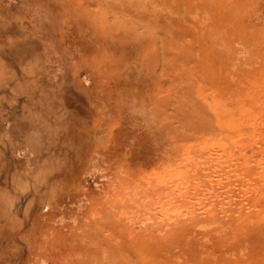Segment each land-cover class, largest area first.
I'll return each instance as SVG.
<instances>
[{
    "label": "rangeland",
    "instance_id": "374dc122",
    "mask_svg": "<svg viewBox=\"0 0 264 264\" xmlns=\"http://www.w3.org/2000/svg\"><path fill=\"white\" fill-rule=\"evenodd\" d=\"M171 2L0 0V264H264V0Z\"/></svg>",
    "mask_w": 264,
    "mask_h": 264
},
{
    "label": "bare ground",
    "instance_id": "6f19581e",
    "mask_svg": "<svg viewBox=\"0 0 264 264\" xmlns=\"http://www.w3.org/2000/svg\"><path fill=\"white\" fill-rule=\"evenodd\" d=\"M90 1V0H89ZM157 1V0H156ZM166 1V0H165ZM164 0L162 1V2H165ZM169 1H171V0H169ZM203 1H208V0H172V2H171V4H173V6H172V8L171 9H169V10H167L168 11V15H166V17L164 18L165 20H174L175 18H177V17H182L181 16V14H182V11H187L186 13L187 14H189V20H190V23L193 25V27L196 29V31H193V30H187V28L186 29H184V30H182V32L181 31H178L179 33H180V36H184V38H185V36H194L195 37V35L196 34H199L200 35V37L201 36H203V38H205L204 37V35L203 34H205V36L207 35H210L208 32V28H209V25L210 26H212V29L214 30H218V29H220L219 27H220V25H219V23H218V21H217V19H218V8L219 7H217V5H216V0H215V4L213 3V5H211L210 3L209 4H205V2H203ZM214 1V0H213ZM218 1H220V2H218L219 3V6L223 3V1L224 0H218ZM161 3L162 4V2H161V0H158V3ZM80 3H81V1H80ZM90 3V2H89ZM119 3V2H118ZM157 3V4H158ZM208 3V2H207ZM79 4V3H78ZM84 4V3H83ZM152 4V3H151ZM154 5H155V2L153 3ZM164 4V3H163ZM162 4V5H163ZM166 4H168V3H166ZM85 5H87V4H85ZM84 5V6H85ZM102 5H104V4H102ZM165 5V4H164ZM158 7H159V5H157ZM168 6V5H167ZM157 7V8H158ZM163 7V6H162ZM150 8V7H149ZM151 8H153V7H151ZM164 8V7H163ZM151 10V9H150ZM149 10V11H150ZM128 11V10H127ZM152 11V10H151ZM150 11V12H151ZM77 12V11H76ZM185 12H184V15H185ZM238 12V11H237ZM237 12H236V14H237ZM104 13V12H103ZM102 13V14H103ZM128 13V12H127ZM80 14V13H79ZM148 14H150V13H148ZM186 14V15H187ZM120 15V14H119ZM123 15H124V13H123ZM125 15H128V14H125ZM107 18V17H106ZM185 18V17H184ZM92 19V18H91ZM102 19V18H101ZM94 21H95V19H94ZM182 21V20H181ZM216 21H217V24L219 25L218 26V28H216V26H213V25H216L215 23H216ZM155 22V21H154ZM161 22V21H160ZM167 22H169V21H167ZM183 22V21H182ZM155 24H157V23H155ZM177 24L179 25V23L177 22L176 23V27H177ZM125 25V24H124ZM147 26H148V24H147ZM122 27V26H121ZM119 28V29H124V27H122V28ZM128 27V26H127ZM130 27V26H129ZM148 27H150V23H149V26ZM214 27V28H213ZM131 28V27H130ZM158 28V27H157ZM161 28H163V27H161ZM164 28H165V26H164ZM152 30H153V28H151ZM165 29H167V28H165ZM214 30V34H215V31ZM2 31V30H1ZM131 31V30H130ZM118 32V31H117ZM120 32V31H119ZM133 32H135V31H133ZM156 32V31H155ZM164 32V34L165 35H170V33L168 34V32L165 30V31H163ZM177 32V33H178ZM115 33V32H114ZM122 33V32H121ZM208 33V34H207ZM116 34V33H115ZM122 34H124V33H122ZM213 34V35H214ZM130 35H133V33L132 34H130ZM137 35V34H136ZM146 35V34H145ZM129 36V35H128ZM134 36H135V34H134ZM147 36V35H146ZM145 36V37H146ZM152 36V35H151ZM172 36H174V34L172 35ZM174 37H176L177 38V35L176 36H174ZM147 38V37H146ZM159 38H162V37H159ZM183 38V39H184ZM202 38V37H201ZM208 39L210 38V37H207ZM186 39V38H185ZM191 39V38H190ZM190 39H189V41H190ZM200 39V38H199ZM172 40H175V38L174 39H172ZM178 40V43H177V45H179L180 43H179V40L180 39H177ZM176 40V41H177ZM181 40H182V38H181ZM192 40V39H191ZM204 40V39H203ZM259 44H261L260 46L261 47H264V39L261 37V36H256V39H255ZM176 41H174V42H176ZM185 41H187V39L185 40ZM201 41V40H200ZM207 41V40H206ZM211 41H213V40H211ZM151 42H152V40H151ZM180 42H182V41H180ZM188 42V41H187ZM202 42V41H201ZM216 42V41H215ZM131 44H133V43H131ZM135 44V43H134ZM182 44V43H181ZM192 44H194V43H192ZM205 44V43H204ZM213 44H215V43H213ZM212 44V45H213ZM143 45V44H142ZM176 45V44H175ZM203 45V44H202ZM210 45V44H209ZM6 46V45H5ZM151 46V45H150ZM180 46V45H179ZM183 46V45H182ZM198 46V45H197ZM163 47H164V45H163ZM177 47V46H176ZM212 47V46H211ZM214 47V46H213ZM149 48V47H148ZM134 49V48H133ZM164 50H166V49H164ZM218 50V49H217ZM148 51V50H147ZM176 51V50H175ZM181 51V50H180ZM1 52H3V51H1ZM165 53H166V51H164ZM211 52V51H210ZM218 52V51H217ZM216 52V53H217ZM221 52V51H220ZM181 53H183V51L181 52ZM197 54V53H196ZM226 54V53H225ZM189 55H190V53H189ZM200 54H198V55H196V56H199ZM191 56H192V53H191ZM190 56V57H191ZM187 57H188V54H187ZM186 56H185V58H187ZM189 58V57H188ZM196 58V57H195ZM202 58V57H201ZM191 59V58H190ZM190 59H185V60H190ZM194 59V58H193ZM192 60V59H191ZM188 61H186L185 62V64L187 63ZM201 62V61H200ZM199 62V63H200ZM190 64H191V61L189 62ZM209 63V62H208ZM207 64V63H206ZM206 64H204L203 65V63H202V65L204 66V68H205V65ZM182 66V65H181ZM228 69V68H227ZM201 70V69H200ZM238 72V71H237ZM238 74H239V72H238ZM205 77V76H204ZM239 77V76H238ZM207 85V84H206ZM258 91V90H257ZM218 92V91H217ZM212 95H213V93H212ZM212 97V96H211ZM213 98V97H212ZM211 98V99H212ZM218 99V98H217ZM25 154H26V157L28 158V160L30 161L31 159H32V157L35 155V149H34V147L33 146H31V145H27V146H25ZM24 151V150H23ZM133 202V201H132ZM164 209L165 210H162V211H164L163 212V217L165 218V220L166 221H172V219H173V217H172V215L171 214H174V212L176 211V210H174V208H173V210H171V208L169 207V206H164ZM157 214V213H156ZM159 214V213H158ZM157 214V215H158ZM121 215H125V212H122L121 213ZM151 216V215H150ZM159 216V215H158ZM155 216H153V218H154ZM177 217V216H176ZM158 218V217H157ZM160 219V218H159ZM178 219V218H177ZM145 220V219H144ZM131 222V221H130ZM155 222V221H154ZM179 222V221H178ZM156 223V222H155ZM169 223V222H168ZM183 224V223H182ZM147 225V227H148V224H146ZM172 225H173V223H172ZM176 225V224H175ZM184 225H186V224H184ZM183 225V226H184ZM188 225V224H187ZM181 226V225H180ZM150 227V226H149ZM156 227V226H155ZM124 228V227H123ZM151 228V227H150ZM149 228V229H150ZM176 228V227H175ZM174 228V229H175ZM188 227H185L184 229H187ZM155 229V228H154ZM179 229V228H178ZM181 229V228H180ZM179 229V230H180ZM176 231V234L177 233H179L178 232V230L177 229H175ZM142 231H146L145 229L144 230H142ZM172 231V230H171ZM184 231V230H183ZM183 231H182V235H186L185 233L183 234ZM150 232V231H149ZM142 233H140V235H141ZM150 234V233H149ZM191 234H193V233H191ZM133 235H134V233H133ZM138 235V234H137ZM168 235H170V234H168ZM174 235V232L172 233V236ZM179 235V234H178ZM177 235V236H178ZM180 235H181V232H180ZM179 235V236H180ZM181 235V236H182ZM188 235V234H187ZM144 236V233L141 235V237H143ZM139 237V236H138ZM185 238H187L186 236H184ZM156 238V237H155ZM136 239V238H135ZM143 239V238H142ZM153 239V238H152ZM148 240V239H147ZM167 240V239H166ZM158 241V240H157ZM146 242V241H145ZM147 244V243H146ZM160 244V243H159ZM146 247V246H145ZM142 261V260H141ZM228 263H230V262H228Z\"/></svg>",
    "mask_w": 264,
    "mask_h": 264
}]
</instances>
